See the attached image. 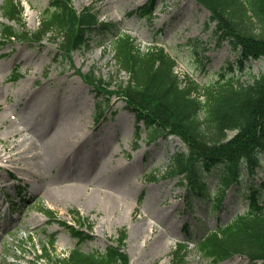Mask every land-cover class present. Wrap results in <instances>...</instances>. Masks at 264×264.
Here are the masks:
<instances>
[{
    "label": "rangeland",
    "instance_id": "rangeland-1",
    "mask_svg": "<svg viewBox=\"0 0 264 264\" xmlns=\"http://www.w3.org/2000/svg\"><path fill=\"white\" fill-rule=\"evenodd\" d=\"M19 1L27 29L36 30L51 0ZM5 2L0 0V30L12 25L18 31L2 15ZM147 2L73 0V5L78 11L94 6L102 20L130 34L143 50L164 47L177 61L182 80L189 76L210 86L223 73L249 84L264 73V59L242 62L239 50L220 38L211 14L195 0H158L152 18L129 16ZM111 38L91 35L90 47L74 53V68L56 59L57 46L49 40L41 45L3 43L0 36V264H56L55 256L39 260L41 248L52 238L55 255L66 256L76 247L68 232L39 213L41 207L62 222L73 223V212L87 219L84 227L92 239L82 244L85 252L104 253L125 230L130 264H171L176 244L188 238L186 224L195 236L217 222L213 216L207 219L199 201L189 212L178 178H161L171 158L186 151L178 138L162 134L152 140L142 124L139 133L134 112L116 98L112 107L103 103L105 118L96 121V95L76 69L93 71L115 86L127 81L128 75L117 71ZM260 159L256 176L245 174L237 186L241 191L230 194V212L220 215L224 220L248 209L249 185L264 181V154ZM216 174L214 170L208 177L211 187ZM76 195L80 198L74 199ZM191 249L185 264H214L201 259L193 245ZM218 264L251 263L236 256Z\"/></svg>",
    "mask_w": 264,
    "mask_h": 264
},
{
    "label": "trees",
    "instance_id": "trees-1",
    "mask_svg": "<svg viewBox=\"0 0 264 264\" xmlns=\"http://www.w3.org/2000/svg\"><path fill=\"white\" fill-rule=\"evenodd\" d=\"M198 1L211 11L212 20L217 22V33L229 40L235 49H240L242 61L264 58V0ZM149 5L140 8L137 14L150 17ZM55 6V12L42 20L40 30L31 36L24 32L19 37L8 26L4 29L6 39L40 41L47 34H53L56 27V36L62 38L60 52L67 58L72 51L87 44V33L94 28L106 32L113 29L111 24L99 21L93 8L77 13L71 7V0H56ZM20 9L15 0H8L5 5L6 14L12 20H20ZM113 50L119 70L130 76L128 82L117 85L115 93L125 98L148 126H157L158 130L179 136L187 147V153L173 158L166 177L182 176L187 185L188 205L192 206V199L198 198L209 207L211 214L217 215L224 207L227 189L238 183L241 168L246 165V170L254 175L260 165L259 154L264 153V74L248 85L222 79L212 86L201 87L192 80H180L174 70L175 61L163 48L141 51L130 35L121 34L114 38ZM83 78L97 91L110 87L92 74ZM228 132L233 133L231 138ZM217 166H221L220 185L212 200L205 176ZM261 189H264V182L260 189H251L247 214L193 240L202 258L219 262L242 255L252 263L264 264ZM66 227L82 241L86 238L73 227ZM126 237L122 231L118 246L109 247L105 254L86 253L76 248L68 258L57 261L59 264H129L127 254L120 251ZM53 245L54 241L50 243L51 249ZM51 249L45 248L47 256ZM189 253L187 245L178 244L172 254V264H184Z\"/></svg>",
    "mask_w": 264,
    "mask_h": 264
},
{
    "label": "bare ground",
    "instance_id": "bare-ground-1",
    "mask_svg": "<svg viewBox=\"0 0 264 264\" xmlns=\"http://www.w3.org/2000/svg\"><path fill=\"white\" fill-rule=\"evenodd\" d=\"M62 147H63V146H62V145H60V146H58V147H57V149H56V150H58V149H60V150H61V149H62ZM56 150L54 151V153H52V158H53V159H55V158L57 157ZM62 151H63V150H62ZM15 156H17V155L10 156V157H8V159L11 161V160H12V158H14ZM0 158H2V157H1V155H0ZM76 198H78V199H79V198H80V196H79V195H76V196L74 197V199H76ZM54 201H55V199H54ZM56 201H57V202H60V200H59V199H56Z\"/></svg>",
    "mask_w": 264,
    "mask_h": 264
}]
</instances>
